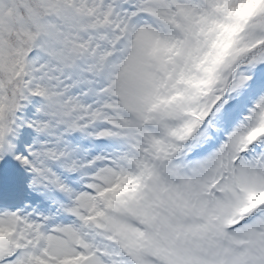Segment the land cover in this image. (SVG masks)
Here are the masks:
<instances>
[{
  "label": "snow or ice",
  "instance_id": "obj_1",
  "mask_svg": "<svg viewBox=\"0 0 264 264\" xmlns=\"http://www.w3.org/2000/svg\"><path fill=\"white\" fill-rule=\"evenodd\" d=\"M0 264H264V0H0Z\"/></svg>",
  "mask_w": 264,
  "mask_h": 264
}]
</instances>
